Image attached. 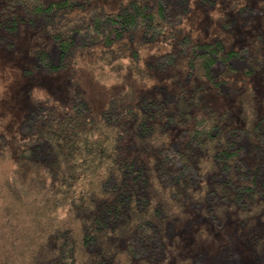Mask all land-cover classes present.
Masks as SVG:
<instances>
[{
	"label": "trees",
	"instance_id": "trees-1",
	"mask_svg": "<svg viewBox=\"0 0 264 264\" xmlns=\"http://www.w3.org/2000/svg\"><path fill=\"white\" fill-rule=\"evenodd\" d=\"M13 1L31 14L53 12L61 58L98 48L111 70L139 76L138 41L177 43L148 64L169 78L164 84L111 97L98 113L78 96L25 118L27 138L0 155L10 162L16 153L6 184L37 212L34 248L15 263L264 264V90L253 85H264V31L240 46L197 39L179 28L188 0H129L84 16H70L77 0ZM36 54L44 72L66 66L44 49ZM223 232L228 243L214 254L205 237Z\"/></svg>",
	"mask_w": 264,
	"mask_h": 264
},
{
	"label": "rangeland",
	"instance_id": "rangeland-1",
	"mask_svg": "<svg viewBox=\"0 0 264 264\" xmlns=\"http://www.w3.org/2000/svg\"><path fill=\"white\" fill-rule=\"evenodd\" d=\"M42 1L49 3L58 0ZM127 1L77 0L82 5L71 11L70 16L90 15L93 10L113 12ZM198 2L188 0L189 14L179 27L197 39L210 40L219 36L228 44L240 46L253 42L256 33L264 31V0H217L212 1L216 2L213 6L209 4L206 7ZM68 13L65 12V15L68 16ZM52 14V11L31 14L21 2L0 0V155L7 153L6 150L9 152L18 148L24 142L27 137L22 132L23 122L39 106L59 104L68 107L71 99L83 96L93 111L98 113L111 97L137 94L153 88L157 83L169 81L148 64L156 55L171 51L176 46L173 37L159 38L150 43L138 41L135 44L140 57L138 67L142 72L137 76L136 73L130 74V69L111 70L99 59L98 48L87 50L76 58L71 55L61 58L50 32ZM40 49L47 51L56 63L66 62V66L50 73L36 68L35 64L39 63L36 51ZM147 69L153 71L151 76L147 75ZM243 82L235 80L236 86H248L247 82ZM261 82L253 79V85L264 90ZM232 95L231 92L230 97ZM259 95H264V91ZM229 98L218 96L213 99L223 107V103L232 107L228 103ZM11 154L10 162L9 159H0V165L9 171L7 173L0 169V264H16L15 261L24 257L21 252L31 251L35 244L31 236L36 206L13 199L14 189L9 187L13 184H6V178L13 180L12 172L17 168L16 153ZM233 227L225 225V230L231 232ZM228 234L223 232L222 237L214 235L211 240L205 237V244L212 243L214 247H210V250L215 254L219 250L216 247L228 243ZM243 243V237H239L237 247L242 249Z\"/></svg>",
	"mask_w": 264,
	"mask_h": 264
}]
</instances>
